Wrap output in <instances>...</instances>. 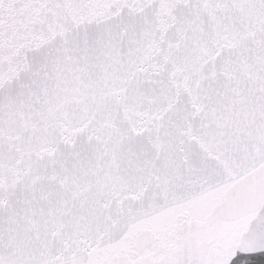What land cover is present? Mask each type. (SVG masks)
<instances>
[{"label":"snow or ice","instance_id":"1","mask_svg":"<svg viewBox=\"0 0 264 264\" xmlns=\"http://www.w3.org/2000/svg\"><path fill=\"white\" fill-rule=\"evenodd\" d=\"M0 264H264V0H0Z\"/></svg>","mask_w":264,"mask_h":264}]
</instances>
